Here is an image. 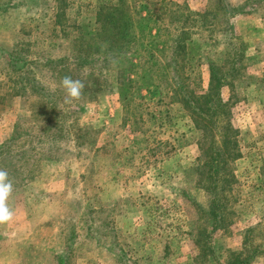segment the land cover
Returning <instances> with one entry per match:
<instances>
[{
    "label": "rangeland",
    "instance_id": "374dc122",
    "mask_svg": "<svg viewBox=\"0 0 264 264\" xmlns=\"http://www.w3.org/2000/svg\"><path fill=\"white\" fill-rule=\"evenodd\" d=\"M165 1L200 13L213 12L218 5L217 0ZM226 1L231 6L244 2ZM67 2L66 25L72 26V21L91 23V7L98 0ZM9 5L11 9L6 7V14L0 15L2 93L9 92L4 82L8 81L6 61L12 46L18 49L22 44L24 51L34 50L46 58L66 57L76 47L71 27L65 30V36L50 33L57 0H27V6L19 8L14 3ZM130 5L143 17L154 10L157 18L162 12L153 0H134ZM156 20L164 28L159 33L161 44L169 37L166 29L178 34V19L162 15ZM231 24L232 32L224 31L220 25L216 27L219 48H214L215 54L209 57L222 62L228 52L225 44H232L237 53L247 46L245 69L240 70L233 87L223 92L230 100V119L238 133L241 157L230 165L237 183L220 186L217 191L227 212L225 224L212 239L213 257L205 261L195 242L212 202L211 195L200 188L204 172L197 161L201 154L197 145L199 133L193 130L180 104L171 103L166 97L158 105L153 90L142 89L132 96L137 106L132 104L127 110H122L118 96L108 91L100 92L97 103L89 106L83 116L78 104L70 105L77 120L66 122L70 139L59 142V163L45 162L43 168L47 170L34 184L44 190L43 199L39 201L29 187L13 203L6 202L13 218L0 225V264H218L232 253L247 249L262 253L253 264H264V175H260L264 170V4L250 14L235 17ZM159 58L164 61L160 55ZM129 61L120 59L112 65L117 69L108 76L113 83L117 71L123 73V83L136 80L127 70ZM133 63L139 64V58ZM201 74L206 89V65L201 67ZM165 82L159 81L162 93ZM20 100L14 102L10 98L0 112L1 143L23 119H28V125L21 124L23 131L30 132V125H38L29 117L28 103ZM112 102L119 112L113 109ZM161 109H168V121L160 119L157 111ZM108 117L117 122L101 136L94 124L107 122ZM50 126L55 127L54 123ZM77 132L85 135L82 140L74 136ZM77 140L83 142L76 143ZM141 140L147 141L132 149L127 160L123 158L120 153ZM64 162L69 172L62 173ZM22 203L23 208L19 209Z\"/></svg>",
    "mask_w": 264,
    "mask_h": 264
},
{
    "label": "trees",
    "instance_id": "16d2710c",
    "mask_svg": "<svg viewBox=\"0 0 264 264\" xmlns=\"http://www.w3.org/2000/svg\"><path fill=\"white\" fill-rule=\"evenodd\" d=\"M153 1L162 11L160 15H156L157 18L164 15L171 20L180 21L175 31L178 34L173 35L166 29L169 37L162 44L159 33L164 28L156 20L154 10L143 17L130 5L134 0H98L91 7V23L72 21L73 28L66 25L69 22L66 9L70 2L57 0L53 21H49L50 33L54 35L57 32L65 36V30L71 27L72 40L76 44L72 53L66 57L46 58L34 50L24 51L22 44L18 45V49L17 46L11 47L6 61L8 72H5L8 81L4 82L8 84L6 87L9 92H0V112L7 106L10 98L23 99L28 103L30 119L38 125H30V132L23 131L21 127V124L28 123V119L15 125L7 140L0 143V170H6L12 181L11 197L37 181L45 162L59 163L56 156L57 145L60 141L70 139L66 122L77 121L75 111H71V106L63 102L65 92L60 87L63 77L70 76L84 82L81 98L72 105H79V112H82L86 103L94 102L102 91L116 94L122 110H127L132 104L137 106L132 100L135 92L152 89L156 104H162L166 97L170 99L169 102L180 104L187 112L193 130L199 133L197 145L201 154L197 161L198 168L204 172L200 188L211 195L212 202L204 227L195 235V242L200 248L201 257L206 261L214 255L213 236L226 221V205L222 203L224 199H219L217 191L220 186L237 183L230 165L241 157L236 140L238 133L230 119V100L225 98L223 92L233 87L238 79L236 76L241 69H245L243 61L246 59L247 46H244L241 53H237L232 44L231 47L225 44L228 52L222 62L209 56L215 54L214 48H219L216 27L220 25L224 31L232 32V19L250 14L257 6L264 4V0H244L237 6H231L226 0H217L218 5L213 12L206 10L202 13L193 12L186 6L182 8L177 4H168L165 0ZM10 3L18 5V8L27 6V0H17L16 3L8 0L4 4L0 3V15L6 14V7L11 9ZM159 55L164 61L160 62ZM127 58L130 59L127 70L135 75L136 80L127 79L123 83V73L117 71L113 83L109 77L117 69L112 65ZM137 58L139 64H134ZM203 65L207 66L209 74L206 89L202 85ZM41 69L44 71L41 72ZM164 80L167 85L162 93L159 81ZM136 83L139 85L135 88L133 85ZM143 103L146 105L144 101ZM168 112V109L157 111L164 121H168ZM152 118L155 120L156 115ZM52 123L55 127L50 126ZM53 128L58 129L51 134ZM74 136L82 140L85 135L77 132ZM81 140L76 143H82ZM144 141L147 140L138 141L120 154L126 158L132 149ZM170 148L175 150V147ZM168 152L166 151L167 155ZM260 175H264L263 169ZM261 254L258 249L234 252L224 263L218 264H253Z\"/></svg>",
    "mask_w": 264,
    "mask_h": 264
},
{
    "label": "clouds",
    "instance_id": "9594fccd",
    "mask_svg": "<svg viewBox=\"0 0 264 264\" xmlns=\"http://www.w3.org/2000/svg\"><path fill=\"white\" fill-rule=\"evenodd\" d=\"M60 87L65 92L64 104L72 105L81 98L85 85L80 79L65 76L60 81ZM12 191L13 184L9 180L8 172L0 170V225L11 221L13 218V212L6 203Z\"/></svg>",
    "mask_w": 264,
    "mask_h": 264
},
{
    "label": "crops",
    "instance_id": "0c3cea01",
    "mask_svg": "<svg viewBox=\"0 0 264 264\" xmlns=\"http://www.w3.org/2000/svg\"><path fill=\"white\" fill-rule=\"evenodd\" d=\"M233 20V19H232ZM17 99H19V98H13V101L15 102ZM20 100V99H19ZM112 101L114 100V99H111ZM95 103H97L96 101H94V102H90V103H86L84 106H83V109H82V113H81V115L83 116L84 114H86V112H87V110L89 109V106H91V105H95ZM112 107H113V109H116V112H119V110L117 109V106L115 105V102H112ZM121 107V106H120ZM116 115H118V113H116ZM113 120V117L112 118H109L108 117V121L107 122H105V121H100L99 123H97V124H94L95 125V127L94 128H96L97 130H98V132L100 133V135L102 136L106 131H108V126H113V124L115 125L116 124V122L117 121H112ZM94 123H95V121H94ZM82 124V123H81ZM8 137V136H7ZM6 137V138H7ZM6 138L4 139V140H6ZM0 143H1V141H0ZM62 164H64V169H62V173H66V172H69L68 171V169H67V165L65 166V162L64 163H62ZM47 166V165H46ZM46 167H44L43 169H42V171H41V173H40V176L37 178V181L36 182H38L41 178H42V176L44 175V173H45V171L47 170V169H45ZM59 175H61V173L59 174ZM77 177H80V174H78L77 175ZM35 182V183H36ZM35 183H33V184H31L30 186H28V187H26V188H29L30 187V190H33L34 191V196L36 197V198H38L39 199V201H41L42 199H43V197H44V195H42L43 193V189H41L40 188V185H34ZM31 186H33V187H31ZM38 186V187H37ZM36 187H37V189H36ZM26 188H24L23 190H21L20 192H24L25 190H26ZM20 192H18V193H16V194H14L13 196H11V197H9L8 198V200H7V202L9 203V204H11V203H13L14 201H16V199H18V198H20V197H18L19 196V194H20ZM22 198V197H21ZM12 199H15V200H12ZM20 200V199H19ZM37 200V199H36ZM38 201V200H37ZM36 201V202H37ZM21 202V201H20ZM20 205V204H19ZM24 205V203H22L21 205H20V208L19 209H21V208H23L22 206ZM23 211V210H22ZM5 234V233H4ZM1 235H3V234H1L0 233V237H1ZM6 237H8L7 235H6Z\"/></svg>",
    "mask_w": 264,
    "mask_h": 264
}]
</instances>
